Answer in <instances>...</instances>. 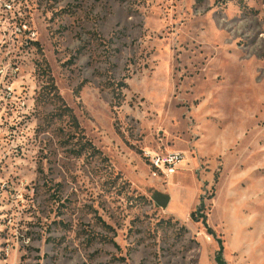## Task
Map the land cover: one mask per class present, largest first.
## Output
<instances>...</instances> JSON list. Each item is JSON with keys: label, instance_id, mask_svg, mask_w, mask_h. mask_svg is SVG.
Segmentation results:
<instances>
[{"label": "rangeland", "instance_id": "rangeland-1", "mask_svg": "<svg viewBox=\"0 0 264 264\" xmlns=\"http://www.w3.org/2000/svg\"><path fill=\"white\" fill-rule=\"evenodd\" d=\"M0 264H264V0H0Z\"/></svg>", "mask_w": 264, "mask_h": 264}, {"label": "built area", "instance_id": "built-area-1", "mask_svg": "<svg viewBox=\"0 0 264 264\" xmlns=\"http://www.w3.org/2000/svg\"><path fill=\"white\" fill-rule=\"evenodd\" d=\"M183 156L179 153L167 155L165 157L153 156L151 163L153 168L158 172H174L175 166L182 162Z\"/></svg>", "mask_w": 264, "mask_h": 264}, {"label": "trees", "instance_id": "trees-1", "mask_svg": "<svg viewBox=\"0 0 264 264\" xmlns=\"http://www.w3.org/2000/svg\"><path fill=\"white\" fill-rule=\"evenodd\" d=\"M59 99H60V97H59ZM65 112H66V115L69 116L72 119V121L74 122V124L78 127V122H77L78 119H76L75 115L73 114V111L70 108L65 107ZM83 138L84 137L82 136V139ZM84 152H89L91 154H95V153H98V150L92 145L91 142L86 141L85 145H82L80 149H77V151L74 154L77 156H81L84 154ZM166 199H167V201H169L168 197ZM202 204H203V202H201L200 205L202 206ZM201 206L198 208L197 211H195V213L192 214V218H194L198 212H201V210H203L202 209L203 207H201ZM203 216L205 217V214Z\"/></svg>", "mask_w": 264, "mask_h": 264}]
</instances>
